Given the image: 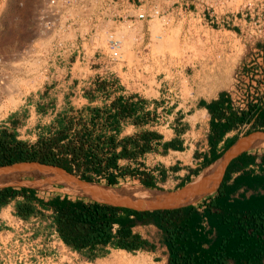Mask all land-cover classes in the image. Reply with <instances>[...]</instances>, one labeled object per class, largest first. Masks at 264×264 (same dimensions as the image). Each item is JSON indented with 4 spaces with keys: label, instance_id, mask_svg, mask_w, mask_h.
<instances>
[{
    "label": "trees",
    "instance_id": "16d2710c",
    "mask_svg": "<svg viewBox=\"0 0 264 264\" xmlns=\"http://www.w3.org/2000/svg\"><path fill=\"white\" fill-rule=\"evenodd\" d=\"M202 104L210 115L207 139L211 153L200 168L217 160L235 140L236 135L225 138L221 148L212 151L227 131L241 124L250 126L244 135L264 130V107L258 104H248L236 112L223 91L218 92L216 99ZM96 115L94 112L88 121L75 124L70 119L57 118L53 132L38 137L34 143L19 140L15 132L0 128V166L38 162L60 167L84 180L102 178L106 185L115 186L120 179L131 177L148 189H160L150 173L117 164L120 157L133 158L155 150L149 142L158 134L144 130L116 141L96 130ZM162 145L161 153L182 147L177 140ZM11 201L13 215L22 220L44 217L49 212L63 245L87 259L101 254L98 248L106 245L130 252L153 248L152 243L131 231L135 225L152 224L160 232L158 242L166 249L165 264L264 263V153L241 152L232 158L214 193L203 201L201 211L189 203L138 212L82 197L55 195L44 200L33 189L0 188V207ZM203 217L207 228L200 223Z\"/></svg>",
    "mask_w": 264,
    "mask_h": 264
},
{
    "label": "rangeland",
    "instance_id": "374dc122",
    "mask_svg": "<svg viewBox=\"0 0 264 264\" xmlns=\"http://www.w3.org/2000/svg\"><path fill=\"white\" fill-rule=\"evenodd\" d=\"M181 1L183 0H152L151 4L158 9L160 17L144 19L134 24V29L138 31V34L133 37L132 43L135 47L143 46L141 48L143 53L130 54L134 67L126 69L125 73L121 72L123 71L121 69L118 74L129 77L134 82V89L139 92L142 80L147 84H152L155 80L163 79L164 87L171 89L166 91L168 94L188 95L191 94L189 83L204 85L212 78L215 89H221L227 94L231 93L232 77L238 62L242 59L252 62L253 52L239 49L234 37L221 31H208L207 34L202 35L196 33L195 25L192 23L186 25V19L183 20L179 15L177 5ZM185 1L188 3V10L201 11L199 0ZM43 3L44 0H0V128L15 132L17 139L27 143H34L38 137H46L53 132L52 127L44 129L49 125V117H36L30 104L42 102L44 108L49 104L56 105L55 94L61 90V87L53 89L50 84L52 78L61 74L49 67L50 56H52L49 39L36 23V16ZM143 29L147 32L144 37L140 31ZM186 29L188 31H185ZM226 42L234 47L225 49L222 45ZM126 44L124 40L122 47ZM52 58L56 60L57 54ZM60 58L62 62L66 60L63 56ZM148 60L150 66L147 64L139 66L141 61L146 63ZM242 72H244V78H241V81H252L254 84L264 83V67H244ZM145 93H148L147 90ZM7 96L8 99H5ZM232 97L234 103H240L236 95ZM58 111L60 115H57V118L70 119L72 124L86 122L85 115L72 111ZM11 116L14 119L6 122ZM156 121L159 123L165 120L157 116ZM39 128L41 130L38 132ZM249 128L250 126L240 125L234 134L242 136ZM197 139L196 144L201 146L200 138ZM248 152L261 154L264 153V149H251ZM18 179L28 184L35 180L32 176L25 175ZM96 182L105 184L102 178ZM141 185L137 179L126 177L120 179L115 186L141 188ZM44 186L48 188L36 185L29 189H33L35 195L44 200L55 195L77 197L63 193L62 186L58 184ZM170 186V184H161L159 190ZM13 188L19 187L13 186ZM155 189L158 188H149L153 193ZM200 199L193 202L198 203ZM13 204L14 201L11 207ZM1 217L7 220L8 225L11 224L7 211H2ZM39 220L41 223L39 222L36 226L37 235L40 240H44L41 242L46 244L45 240L50 232V219L42 216ZM158 236L160 235L157 233L153 234V241ZM50 242L51 240L48 241V247L43 244L40 249L44 255L53 252L55 264H156L151 262L149 253L140 250L130 252L124 249L119 250V248L111 249L109 254L103 258L98 259L99 255H97L87 259L82 254L80 259L74 255L75 253L70 255L57 244ZM51 247L54 249H50Z\"/></svg>",
    "mask_w": 264,
    "mask_h": 264
},
{
    "label": "crops",
    "instance_id": "0c3cea01",
    "mask_svg": "<svg viewBox=\"0 0 264 264\" xmlns=\"http://www.w3.org/2000/svg\"><path fill=\"white\" fill-rule=\"evenodd\" d=\"M130 1L133 5L136 4V0ZM142 1L144 5L152 3V0ZM140 31L143 37L147 34L144 29ZM137 34L136 29L126 31L125 41L127 44L122 47L119 66L103 64V58L99 56V53L103 52L102 48L96 51L94 59L89 65L70 63L69 61L58 63L55 58H52L56 54L52 50L49 67L54 72L61 74L52 78L54 81L50 82L53 89L61 87L60 92L56 93L54 98L57 104H49L44 108L42 102H37L30 104V108L36 117H49V125L44 129L52 127L54 130V121L58 117L57 115H60L57 110H61L62 112L72 111L79 115H85L86 121L95 112L97 114L94 119L96 130L105 136H113L116 141L144 130L156 132L158 137L149 142L155 150L145 151L133 158L120 157L117 159V164L150 173L158 187L161 184H170V187L163 190H172L194 180L210 164L200 168L203 160H207L211 153L207 139L210 132V115L202 102L208 103L216 99L221 89H215L214 81L210 78L204 85L189 83L191 94L177 96L173 93L168 94L167 92L171 89L164 87L163 79H158L152 84H147L142 80L141 91H136L134 82L129 77L119 75L118 71L123 69L121 72L125 73L126 69L134 67L130 54L143 53L141 49L143 46L135 47L132 43L133 37ZM83 52L85 55L90 53L89 50ZM140 63L139 66L146 64L150 66L149 60L146 63L142 61ZM146 90L148 93H145ZM52 91L55 93L54 90ZM157 116L162 117L165 121L158 123ZM13 119L11 116L6 122H11ZM237 128L227 131L212 151L217 152L221 148L222 141L234 136V131ZM39 130L41 129H37L38 132ZM238 136L236 135V138ZM197 138H200L201 146L196 144ZM171 140L181 142L180 150L167 149L166 152L161 153L162 144ZM115 149L118 151L119 146ZM195 170L198 171L197 174H195ZM12 202L0 207V232L4 231L5 225L1 217L2 211L13 213ZM192 203L194 204V202ZM44 214V218L49 220L50 213ZM24 221L32 223L35 227L40 222L38 216H30ZM35 231L37 232L36 228ZM131 231L154 245L151 249H140L142 252L149 253L151 262L166 263V249L158 242L159 236L153 241V234L160 235L154 225L138 224L133 226ZM98 249L102 251L97 256L99 259L108 255L113 248L106 245ZM74 255L81 259L80 254L75 253Z\"/></svg>",
    "mask_w": 264,
    "mask_h": 264
},
{
    "label": "built area",
    "instance_id": "2783aa9c",
    "mask_svg": "<svg viewBox=\"0 0 264 264\" xmlns=\"http://www.w3.org/2000/svg\"><path fill=\"white\" fill-rule=\"evenodd\" d=\"M199 2L202 7L200 12L188 10L185 0L178 3L179 15L183 20L186 19V25L192 23L196 27L195 32L201 35L208 31H221L234 37L239 49L253 52L254 55L252 62L239 61L234 71L231 93H228L231 109L239 112L246 109L248 104L264 107V83L240 80L244 78L242 68L264 67V0ZM152 17H160L158 9L151 3L144 5L142 0H136L135 5L130 0H44L36 23L49 39L50 49L56 52V62L61 63L60 56H63L70 63L89 65L96 51L102 48L103 52L99 56L103 58V64L119 66L126 31L133 30L137 21ZM222 46L225 49L234 47L228 42ZM84 50H89V55H85ZM233 95L240 103H234ZM252 169L257 170V167L253 166ZM205 198L194 203L199 211ZM8 215L10 225L2 219L5 225L4 231L0 232V264H55L53 252L45 255L41 253L40 248L44 244L41 241L44 240L38 237L36 227L13 213ZM200 223L204 228L208 227L204 217ZM49 240L64 252L70 255L75 253L63 245L51 221L44 244L46 247Z\"/></svg>",
    "mask_w": 264,
    "mask_h": 264
},
{
    "label": "water",
    "instance_id": "95a60500",
    "mask_svg": "<svg viewBox=\"0 0 264 264\" xmlns=\"http://www.w3.org/2000/svg\"><path fill=\"white\" fill-rule=\"evenodd\" d=\"M259 138H264V130L254 131L246 135L238 136L227 147L221 156L218 157L220 158L226 154L222 164L218 167V177L210 188L202 178L200 181L195 183H193V181H189L188 183L172 190L155 189L157 191L156 195L139 198L126 194L121 191L119 187L102 184L94 180H84L80 178L79 175L76 176L60 167L40 164L38 162H19L0 166V188L13 186H18L19 188H31V186L36 185L68 184L80 193V197L101 204L127 208L138 212L177 208L192 203L194 200H188L196 195L200 196L197 199L211 195L221 182L228 162L241 152L243 153L247 151L242 149L241 145L249 142L250 140ZM15 173L29 174L35 178V180L30 184L21 182L18 178L11 183L4 182L8 175Z\"/></svg>",
    "mask_w": 264,
    "mask_h": 264
},
{
    "label": "bare ground",
    "instance_id": "6f19581e",
    "mask_svg": "<svg viewBox=\"0 0 264 264\" xmlns=\"http://www.w3.org/2000/svg\"><path fill=\"white\" fill-rule=\"evenodd\" d=\"M11 98H13V97L11 96ZM5 99H8V96L5 97ZM241 147H242V149H245L247 151L251 150V149H264V138L263 139L259 138V139L250 140L249 142L242 144ZM225 157H226V154L223 155L219 160L213 162L207 168H205L194 180H192L193 183L200 181L203 178L205 180L207 186L210 188L218 177V174H219L218 173V167L222 164ZM22 175L28 176L29 174H26V173L25 174H23V173L11 174L5 178L4 182L5 183H11L15 179L19 178ZM60 186H62L61 191L65 194H69V195L77 196V197L80 195V193L76 189H74L73 187H71L68 184H62ZM40 187L41 188H48V186H44V185H40ZM119 189L128 195L139 197V198L153 196V195H156V193H157V191H155V193H153V191H150L148 188H145L143 186H141V188H138V187L120 188L119 187ZM198 197H200V196L196 195L194 197H191L188 201H193V200L197 199Z\"/></svg>",
    "mask_w": 264,
    "mask_h": 264
}]
</instances>
